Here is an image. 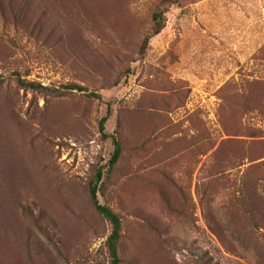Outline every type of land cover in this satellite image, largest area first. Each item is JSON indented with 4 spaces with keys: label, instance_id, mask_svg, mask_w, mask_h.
Returning a JSON list of instances; mask_svg holds the SVG:
<instances>
[{
    "label": "rangeland",
    "instance_id": "374dc122",
    "mask_svg": "<svg viewBox=\"0 0 264 264\" xmlns=\"http://www.w3.org/2000/svg\"><path fill=\"white\" fill-rule=\"evenodd\" d=\"M97 169L118 264H264V0H0V264H108Z\"/></svg>",
    "mask_w": 264,
    "mask_h": 264
},
{
    "label": "trees",
    "instance_id": "16d2710c",
    "mask_svg": "<svg viewBox=\"0 0 264 264\" xmlns=\"http://www.w3.org/2000/svg\"><path fill=\"white\" fill-rule=\"evenodd\" d=\"M153 22L150 27V30L145 34L143 37V40L141 42V48L140 51H143L147 43L149 41V38L155 34H157L160 29L163 27L164 24V9L163 8H157V10L153 13ZM17 81L19 84L25 86V87H30L34 89H45L46 87L41 85L40 83H34L32 81H26L19 76L16 77ZM64 88L67 90H73L77 89L79 91L85 90L84 87L76 84H66L64 85ZM91 94V93H88ZM107 116L101 117L99 121V130L103 132L104 130V122L106 121ZM112 141L114 143V149L113 152L108 160V164L112 166L116 161L118 160L119 154L121 152V146L120 142L118 139L112 135ZM102 178V172L101 169H97L95 172L94 176V181L89 182V196L90 199L95 207V209L103 216L105 217L110 225H111V230L110 233L106 239V247H107V252L110 258V261L108 264H118L119 263V256H118V241L121 236V220L119 215L113 211L110 207L100 204L97 199V191H98V183L100 182ZM24 211H29V208H23Z\"/></svg>",
    "mask_w": 264,
    "mask_h": 264
}]
</instances>
